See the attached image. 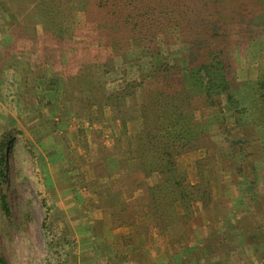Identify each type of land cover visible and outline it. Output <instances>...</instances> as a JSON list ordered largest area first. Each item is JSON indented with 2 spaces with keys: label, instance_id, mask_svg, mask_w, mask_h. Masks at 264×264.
<instances>
[{
  "label": "rangeland",
  "instance_id": "obj_1",
  "mask_svg": "<svg viewBox=\"0 0 264 264\" xmlns=\"http://www.w3.org/2000/svg\"><path fill=\"white\" fill-rule=\"evenodd\" d=\"M39 1L0 0V161L4 157L0 168L7 169L6 179L0 187V261L5 264H121L127 261L126 258H139V253L152 256L147 250H138L141 241L154 240L152 229L159 231L157 240L161 245L173 243L178 246L184 240L199 243L198 230L203 228L206 243L213 247L208 253L214 249L215 253H221L219 256L237 254L239 260L243 254H249L264 264V225L263 228L259 226L264 219L248 215L241 219L234 217V214L246 211L245 206L249 204L253 211L252 186L240 172L234 174L232 169V161L239 162L244 156L224 149L221 137L215 134H210L211 144L208 145L210 138L208 142L202 140L194 150L180 153L176 159L178 171L183 173L184 181L197 195V201L191 202V210L190 205L187 208L183 202H176L173 214L164 211L160 221L151 219L142 207L145 204L139 199L142 196L135 195L137 190L120 196L121 200L109 208L112 196L107 189L114 191V188L104 184L108 178L105 163L113 154L104 145L112 139L99 133L103 130L105 108H109L113 118L122 125L126 118L137 116L141 130L143 122L139 111L148 95L144 84L154 76L156 68L166 77L168 93L176 94L184 87L192 96L197 117L208 114L209 107L201 97L207 92L209 83L212 81L215 92H221L226 85L222 62H205L206 66L201 67L202 61L190 54L189 42L199 36L197 26H201L195 15L194 20L190 18L195 14L194 8H203V0H145V7L149 6L152 12L141 7L144 18L139 17L138 26L129 29L138 33L137 39L152 38L157 53L130 42L131 48L125 54L109 56L113 67L99 80L103 81L105 96L111 95L116 103L129 106L125 111L122 109L127 115H121L112 106L100 108L83 93L78 102L67 97L70 91L68 75H77L79 68L74 62L68 66L66 57L76 51L74 56L79 60L84 51H99L108 33L122 34L124 29L112 27L101 34L100 39L97 30L104 15L100 8L83 0L85 10L71 13L66 20L72 26L69 31L71 45L62 53L64 59L54 67L44 63L48 60L43 56V53L48 54L47 49L36 51L40 48L37 37L45 40L42 23L33 13ZM71 1L49 0L62 10L66 5L69 7ZM246 3L245 0H222L228 15L235 18ZM255 4L259 9L256 1ZM3 5H12L17 10L21 21L31 28V37L16 39ZM179 9H184L185 13L180 14ZM230 33L231 29L227 34ZM260 47L259 42L249 43L244 52H240L234 42L229 45L227 57L232 61V69L227 72L229 80L231 78L239 85L240 81L255 78L257 73L253 70ZM16 52L24 57L19 58L22 63L15 67L10 63ZM99 70V64L94 62L92 72ZM128 84L134 89L129 90ZM88 88L89 83L82 85L85 93ZM150 95L155 97V94ZM223 105L229 124L234 125V118L229 115L233 105L227 100ZM104 128L110 129V126ZM255 135L260 150L253 148V155H264V127H258ZM247 140L255 146L252 134ZM191 167L195 168L194 172ZM120 175L124 176L123 173ZM191 181L198 182L193 184ZM149 182L154 184L155 178ZM220 182L223 183L219 186ZM238 190L244 193L242 204L236 199ZM220 192L229 198H214V194ZM2 194L11 209L10 217L1 210ZM224 210L233 215L234 218H230L232 224L237 222L233 224L234 228L217 233L213 212ZM127 228L130 229L128 233ZM234 230H243V234L232 235ZM136 243H139L137 248ZM178 251L160 248L154 252L159 255L161 264H166L172 252ZM199 255L200 251L193 253V257Z\"/></svg>",
  "mask_w": 264,
  "mask_h": 264
},
{
  "label": "trees",
  "instance_id": "obj_2",
  "mask_svg": "<svg viewBox=\"0 0 264 264\" xmlns=\"http://www.w3.org/2000/svg\"><path fill=\"white\" fill-rule=\"evenodd\" d=\"M86 1L90 5L100 8L104 15L102 16L103 21L101 20L98 25L99 38L102 37L103 33L109 32L112 27L116 29L121 26L124 33H122L123 35L121 33L109 35L108 33L107 37L104 38L105 41L101 43L99 51L96 49H91L90 52L84 51L80 53L79 60L74 56L76 51L66 57L68 66H70V62H74L79 68L77 75H68L70 91L68 90L67 97L72 102H78L80 93H83L87 98L93 99V103L100 108L108 105L114 107L116 112L120 111L121 115L126 114L123 110L125 111L129 106L116 103L112 100L111 95L105 96L103 81L99 80L100 78L103 79L113 67V61L109 56L111 54H125L131 48L130 42L150 48L153 54L157 53L156 43L152 38L137 39L138 33L134 29H129V27L138 26L139 17L141 20L144 18L141 15V7L146 8L145 11L147 12H152L151 8L145 7L147 5L145 0ZM255 1L259 4V9H257ZM52 2L40 0L33 9V13H36L34 18H39L42 23L45 39L37 37L40 48L36 51L40 52L41 48L47 49L48 54L42 52L43 56L48 59L44 63L54 66L61 59H64L61 58L62 53L66 47L71 45L69 31L72 30V26H69V21L66 20L70 18L71 13L77 10H85V7L82 6L84 5L83 0H72L68 3L69 7L66 5L63 10L54 7ZM199 2L201 3V1ZM245 2L247 5L245 4L244 10L236 15L238 18H235L228 15L222 5V0H203V8L199 10L194 8L195 14H192L190 18L194 20L195 15V20L201 24V26H197L200 29V33L197 32L199 36L193 37L189 42L192 47L190 54H193L194 59L197 60L198 58L202 61L201 67L206 66L205 62L208 64L222 62L224 64L223 70L226 72V85L222 91L215 92L211 81L207 92L201 97L202 100L205 98L202 102H205L206 106L209 107L208 114L206 112L200 117H197L199 114H194L192 96L184 87L176 94L168 93L166 77L160 74V69L156 68L153 73L154 76L149 81H145V91L148 95L139 111L143 122L142 129L134 135L133 148L129 153L131 159L134 160V165L122 171L124 175L122 176L124 183L122 189L119 191L107 189L108 194L112 196V204L109 208L116 205V201L121 200L124 193L141 190L143 195L139 199L145 203L142 207L146 208V214L151 219L160 221L159 217L164 211L173 214L176 202H183L187 208L190 205L191 210V202L197 201L195 198L197 195L184 181L183 173L178 171L176 159L180 153L194 150L202 140L208 142L210 138L208 145L211 144V137L215 134L221 137L223 148L225 146L224 149L243 154L244 157L241 161H232V169L235 170L234 174L240 172L252 186L253 211L247 217L264 219V155L262 153L253 155L255 148L260 150L255 135L257 128L264 127V0H245ZM185 6L188 7V5ZM2 7L10 17L8 23L15 30L16 39L31 37V28L21 21V17L17 15V10L12 8V5H3ZM183 10L179 9V13H185ZM86 11L88 10L86 9ZM51 13L53 14L49 16ZM88 19L90 21L91 17L88 16ZM229 29H231V33L227 34ZM233 42L240 52H244L249 43H261L255 63L256 69L253 70V73L255 72L257 75L254 79L240 81L239 85L235 84V80L231 78L229 80L227 75V72L232 69V61L227 57V50ZM21 57L24 55L16 52L10 64L15 67L18 66L19 62L22 63V60L19 59ZM62 62L66 63L64 60ZM94 62L99 64V72H92ZM39 69L41 70V67ZM30 74L32 75V73ZM37 76L40 78L39 72ZM84 83H89L86 93L82 90ZM127 87L129 90L134 89L132 84H128ZM150 94H155V97L153 98ZM124 96L127 97L126 93ZM224 100L233 105L229 115L233 116L234 125H230L227 120L228 114L224 110ZM250 134L255 138L256 147L247 143ZM6 170V167L1 166L0 187L1 182L6 179ZM151 178H155V183L152 185L149 184ZM1 210L5 216H11V209L4 194L1 197ZM116 215L117 213H115ZM263 225V222L259 224L262 228ZM0 264L5 263L1 260Z\"/></svg>",
  "mask_w": 264,
  "mask_h": 264
},
{
  "label": "crops",
  "instance_id": "obj_3",
  "mask_svg": "<svg viewBox=\"0 0 264 264\" xmlns=\"http://www.w3.org/2000/svg\"><path fill=\"white\" fill-rule=\"evenodd\" d=\"M137 116L128 117L125 119L124 125L120 123L119 120H116V118L112 116V112L109 110V108H105V120L102 124L103 130H100L101 134H103L106 138H111L112 142L105 143L104 146L110 151L113 156H109L110 159H108L105 163V170H106V178L104 184L110 186V188H114V191H119L122 189V177L120 173L124 169H127L129 167H132L134 165V160L131 159L130 152L133 148V137L135 133H137L140 130V122L138 120ZM108 124V125H107ZM110 126V129H106L104 127ZM108 145V146H107ZM195 168L191 167L192 172H194ZM231 182V180H228ZM198 182V181H197ZM197 182L191 181V183L196 184ZM224 182V181H223ZM220 182L218 184L219 186L223 183ZM152 185L153 183H150ZM225 181V185H226ZM241 190V189H240ZM238 190L236 196L237 201L240 203L242 202L244 198L242 195L244 194L242 191ZM136 196H142V192L140 190H137ZM124 194H128L127 192ZM247 195V190L245 192ZM127 197V196H126ZM229 198L223 196V194L220 192L219 195L214 194V198ZM247 197V196H246ZM245 201V199H244ZM243 203V202H242ZM241 203V204H242ZM252 207L250 204L245 206V210L243 212H240L239 214H234V217L237 219L243 218L245 215H248L252 210ZM213 216L216 218L217 221V233H224L228 228H234L230 218L233 217L231 213L227 212V210H224V212L215 213L213 212ZM233 217V218H234ZM231 221V222H230ZM130 229H126V233H128ZM154 240L153 241H141V248L138 250H147L152 256H147L142 253V255L139 253V258H126L127 261L121 263V264H161V259L158 258L155 250H160V248H170L171 250H178V252H175L171 254V258L169 262L166 264H260L256 261V257H253L249 254H243V257H241L242 260L237 259V254L233 255L230 253H225V255L219 256L221 253H218L214 251L211 253H208V250L213 248L211 243H206V237H204L205 232L203 231V228H200L198 230V233L200 235L199 237V243L196 242H187V240L182 241L183 245L176 244L170 245H161V243L157 240L159 239V231L155 229H152ZM236 231V232H235ZM232 233V232H231ZM243 234V230H234L232 235L236 234L239 236V234ZM185 238V236H184ZM208 239V237H207ZM139 246V243L135 244V248ZM119 247V246H118ZM122 247V246H121ZM120 247V248H121ZM226 249H228L226 247ZM183 250V253H180V251ZM196 251H200L199 257H193V253ZM145 256V257H144Z\"/></svg>",
  "mask_w": 264,
  "mask_h": 264
}]
</instances>
